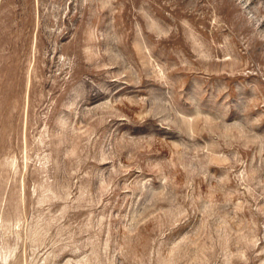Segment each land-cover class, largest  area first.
I'll list each match as a JSON object with an SVG mask.
<instances>
[{
  "label": "rangeland",
  "instance_id": "obj_1",
  "mask_svg": "<svg viewBox=\"0 0 264 264\" xmlns=\"http://www.w3.org/2000/svg\"><path fill=\"white\" fill-rule=\"evenodd\" d=\"M0 264H264V0H0Z\"/></svg>",
  "mask_w": 264,
  "mask_h": 264
}]
</instances>
